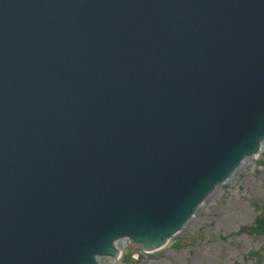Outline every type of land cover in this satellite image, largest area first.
Here are the masks:
<instances>
[{
    "label": "water",
    "instance_id": "1",
    "mask_svg": "<svg viewBox=\"0 0 264 264\" xmlns=\"http://www.w3.org/2000/svg\"><path fill=\"white\" fill-rule=\"evenodd\" d=\"M264 147V0H0V264L162 250Z\"/></svg>",
    "mask_w": 264,
    "mask_h": 264
},
{
    "label": "rangeland",
    "instance_id": "2",
    "mask_svg": "<svg viewBox=\"0 0 264 264\" xmlns=\"http://www.w3.org/2000/svg\"><path fill=\"white\" fill-rule=\"evenodd\" d=\"M260 221H264V147L162 250L145 253L127 241L117 264H264Z\"/></svg>",
    "mask_w": 264,
    "mask_h": 264
},
{
    "label": "trees",
    "instance_id": "3",
    "mask_svg": "<svg viewBox=\"0 0 264 264\" xmlns=\"http://www.w3.org/2000/svg\"><path fill=\"white\" fill-rule=\"evenodd\" d=\"M260 224L263 225L264 224V221H260ZM259 224L258 228L261 227V225ZM263 233H264V230H263Z\"/></svg>",
    "mask_w": 264,
    "mask_h": 264
},
{
    "label": "bare ground",
    "instance_id": "4",
    "mask_svg": "<svg viewBox=\"0 0 264 264\" xmlns=\"http://www.w3.org/2000/svg\"><path fill=\"white\" fill-rule=\"evenodd\" d=\"M216 193H217V192H216ZM184 229H185V228H184ZM184 229H183V230H184ZM183 230H182V231H183ZM126 242H127V241H124L123 243H126Z\"/></svg>",
    "mask_w": 264,
    "mask_h": 264
}]
</instances>
